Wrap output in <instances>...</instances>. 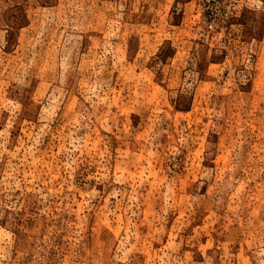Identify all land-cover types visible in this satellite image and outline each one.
Masks as SVG:
<instances>
[{
	"label": "rangeland",
	"instance_id": "rangeland-1",
	"mask_svg": "<svg viewBox=\"0 0 264 264\" xmlns=\"http://www.w3.org/2000/svg\"><path fill=\"white\" fill-rule=\"evenodd\" d=\"M0 264H264V0H0Z\"/></svg>",
	"mask_w": 264,
	"mask_h": 264
}]
</instances>
